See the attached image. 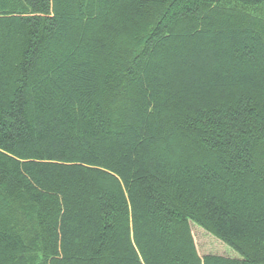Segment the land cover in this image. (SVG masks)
<instances>
[{
    "label": "trees",
    "instance_id": "1",
    "mask_svg": "<svg viewBox=\"0 0 264 264\" xmlns=\"http://www.w3.org/2000/svg\"><path fill=\"white\" fill-rule=\"evenodd\" d=\"M30 256L264 264V0H0V264Z\"/></svg>",
    "mask_w": 264,
    "mask_h": 264
},
{
    "label": "rangeland",
    "instance_id": "2",
    "mask_svg": "<svg viewBox=\"0 0 264 264\" xmlns=\"http://www.w3.org/2000/svg\"><path fill=\"white\" fill-rule=\"evenodd\" d=\"M191 232L193 234L196 248L200 256L204 254L212 253V254L224 255L229 257H238V254L233 249H231L229 246L219 241L210 233L204 231L199 226L197 225L193 226L191 224ZM19 260L23 261L24 262L23 264H30V263L33 264L35 262L32 256L28 257V259L27 257L26 258L22 257ZM13 263L17 264V261Z\"/></svg>",
    "mask_w": 264,
    "mask_h": 264
}]
</instances>
